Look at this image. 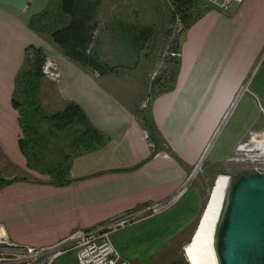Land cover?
I'll use <instances>...</instances> for the list:
<instances>
[{
  "label": "crops",
  "instance_id": "1",
  "mask_svg": "<svg viewBox=\"0 0 264 264\" xmlns=\"http://www.w3.org/2000/svg\"><path fill=\"white\" fill-rule=\"evenodd\" d=\"M54 5V0H0V158L26 167L12 98L16 75L27 69L26 52L31 47L40 48L45 59L58 65V82L47 79L59 105L54 111L76 103L101 134V141L90 149L79 147L66 159L62 183L34 171V178L22 177L0 187V222L12 241L32 246L56 243L75 230L91 228L121 211L169 198L180 190L254 65L247 53H257L264 45V0H242L228 12L210 10L190 23L179 42L180 64L173 88L155 96L148 106L157 137L170 146L169 152L156 149L144 137L136 121L132 89L113 88L114 73L97 74L76 64L49 31L30 26L44 11L48 12L44 21L52 22ZM249 64L253 65L245 72ZM257 97L264 103L263 96ZM222 149L227 151L225 146L215 150L212 163L224 160L225 154H218ZM143 224L112 236L116 251L132 264L146 263L145 252L151 250L148 237L141 241ZM178 231L179 227L166 228V240ZM156 246L153 242L154 251ZM180 263L178 256L170 264ZM51 264L77 261L68 252Z\"/></svg>",
  "mask_w": 264,
  "mask_h": 264
},
{
  "label": "rangeland",
  "instance_id": "2",
  "mask_svg": "<svg viewBox=\"0 0 264 264\" xmlns=\"http://www.w3.org/2000/svg\"><path fill=\"white\" fill-rule=\"evenodd\" d=\"M54 4L51 8L53 23L50 20L44 23L52 24L53 28H59L68 22V18L61 15L58 0H54ZM235 4L237 3L225 9L205 0H191L190 5H181V7L175 0H102L96 9L95 28L86 53L92 54L95 50L99 61L110 67L108 71L110 70L111 74L116 75L112 80V87L120 86L124 88L123 90L132 89L136 93V110L147 111L149 108L141 106L142 97L149 94L148 97L151 99L167 82L168 72L173 67L171 57L174 55V49L179 45L187 24L210 10L228 12ZM177 6L180 7L179 11ZM137 47H141L139 51ZM247 56H252L254 65L252 64L253 67L243 86L240 87L241 91L235 96L234 101L232 100L230 105V108L233 106L232 109L228 108L225 111L222 120L214 128L213 138L206 146V152L204 150L200 161L193 166V169L196 165L198 168L196 173L192 172L194 175L186 183L187 187L183 194L165 211L139 222L144 223L142 225L144 228L139 232L142 237L141 241L148 237V248L151 249L145 252V256L149 255V257L146 259L147 262L142 264H170L172 260L177 261L178 256L181 257L180 264H188L182 248L191 235L205 195L215 175L219 172L228 174L231 181L242 172L264 169V103L257 97L261 95L264 98V89H261L264 87V45L257 53L252 55L247 53ZM33 61L31 57L30 67L34 65ZM43 63L41 65L42 74ZM250 65L245 72L249 71L252 66ZM95 72L101 74L98 70ZM47 79L58 82V80L49 79L45 74L42 75L36 92L42 114L53 112L59 107L56 102L55 89ZM21 90L20 94L15 97L23 104L17 110L18 117L19 112L24 115L28 111L24 103L22 86ZM136 121L142 128L144 137L152 146H155L139 116L136 117ZM80 126L74 122L58 131L55 138L46 135L49 143H46L44 148L35 150L38 143L28 148L26 152L29 157L25 155L26 167L16 166L10 160L0 158V171L7 178H34V171L45 170L47 167L39 165L40 162H43L42 164L58 163L62 161L64 153L74 152L70 142L82 132L83 128L81 129ZM38 132L42 133L44 130L38 128ZM240 135L243 136L242 140L235 142ZM157 140L160 141V138L157 137ZM159 146H163L169 152L172 151L170 146L162 140ZM222 146H225L227 151L222 149L218 154H225L224 160L219 164L212 163L211 157L216 154L215 150L217 151ZM34 152L36 156L33 155ZM37 166L38 169H36ZM178 227L177 234L170 240H166L165 229L174 230ZM134 235L137 236L138 232ZM153 242L157 245L156 248L158 247L155 251L152 248ZM173 242L177 243L172 246ZM42 258L38 262H41Z\"/></svg>",
  "mask_w": 264,
  "mask_h": 264
},
{
  "label": "trees",
  "instance_id": "3",
  "mask_svg": "<svg viewBox=\"0 0 264 264\" xmlns=\"http://www.w3.org/2000/svg\"><path fill=\"white\" fill-rule=\"evenodd\" d=\"M101 1L102 0H60L59 7L61 15H65L68 18V22L64 26L53 28L52 24H45L44 19L48 14L47 11L42 12L40 16L35 18V20L32 19L30 26L37 31H49L53 41L62 49L65 56L69 59L73 60L79 65L88 66L92 70H98L101 74H104L110 67H108L105 63L99 61L98 55L96 54L95 50L92 54L86 53L88 46L91 44L92 33L94 32L95 28L94 16L96 13V9ZM175 1L179 4L180 7L181 5H190L191 3V0ZM179 6H177L178 11L180 9ZM200 16H198L194 20H191L187 24L185 30L188 28L191 22L195 21ZM140 48L141 47H137V51H139ZM176 49H174V55L171 57L173 58V67L172 70L168 72V80L167 82H165L160 91H157L155 93L157 95L158 93L161 94L170 91L174 86L180 64L179 45L178 47H176ZM31 57H33L34 65L30 67L29 65L31 62ZM44 60V54L40 48H29V51L26 52L27 69L20 70L15 78L12 106L16 110L20 109L23 106V104L15 99L16 95L20 94L19 92L22 91V86L25 97L24 103L25 105H27L28 109V111L24 115L19 112L20 116L18 117V123L22 131V137L18 140L21 152L24 154V156L26 155L29 157V154H27L26 152V150L28 151V148L36 146L37 143L38 146L37 148L35 147V150L38 148H44L45 144L49 143V139L48 137H46V135L55 138L58 131L67 127L68 125H72V123L74 122L81 125L80 127L81 129L83 128V130L70 142L73 151L75 152L76 149H79V147L84 150L93 148L101 141V134L92 126V124L83 113L82 109L76 103L69 102L61 110L42 114L40 105L38 104L36 92L40 86V79L43 75L41 73V65ZM157 95H154L150 99L149 104L151 103V100ZM147 96L150 95L147 94ZM143 98L144 97H142V99ZM147 111L137 110L136 116H139L143 124H145L144 127L148 130L151 139L155 143L157 149V147L159 146L157 143H160V141L157 140L158 133L156 128L154 127V124L152 123L149 111ZM30 114L32 115L30 116ZM33 124L35 125L33 126ZM38 128H42L44 132H38ZM159 148L164 149L163 146H159ZM71 154L64 153L62 161L58 163L53 164L51 162H46L42 164L43 162H40L39 165H45L48 168L46 167L45 170L38 171H42L43 173L49 175L50 178L54 179V182L62 183V178L65 177L66 174V159L69 158ZM33 155L36 156V152H34ZM36 169H38V166L36 167ZM249 172L251 171L242 172V174L238 175L235 178H238L239 176L247 174ZM18 179L20 178H7L0 171V187ZM206 197L207 194L205 195V199ZM203 204L201 206V209L203 207Z\"/></svg>",
  "mask_w": 264,
  "mask_h": 264
},
{
  "label": "built area",
  "instance_id": "4",
  "mask_svg": "<svg viewBox=\"0 0 264 264\" xmlns=\"http://www.w3.org/2000/svg\"><path fill=\"white\" fill-rule=\"evenodd\" d=\"M205 1L226 9L229 5L242 0ZM42 71L51 80L59 79L58 67L53 60L45 59ZM149 101L150 97L145 95L141 106L148 107ZM164 146L166 147V145ZM197 168L198 165L192 172L194 173ZM254 171L264 172V169ZM192 172L187 182L192 179L194 175ZM186 187L185 184L169 198L121 211L91 228L75 230L66 238L50 245L32 246L14 242L9 238L4 225L0 222V264H51L57 256L68 252L75 254L77 264H132L131 260L116 251L112 236L165 211L176 203ZM41 258V262H38Z\"/></svg>",
  "mask_w": 264,
  "mask_h": 264
},
{
  "label": "water",
  "instance_id": "5",
  "mask_svg": "<svg viewBox=\"0 0 264 264\" xmlns=\"http://www.w3.org/2000/svg\"><path fill=\"white\" fill-rule=\"evenodd\" d=\"M218 175L185 244L198 229ZM214 250L218 264H264V172L251 171L230 181L215 228Z\"/></svg>",
  "mask_w": 264,
  "mask_h": 264
},
{
  "label": "bare ground",
  "instance_id": "6",
  "mask_svg": "<svg viewBox=\"0 0 264 264\" xmlns=\"http://www.w3.org/2000/svg\"><path fill=\"white\" fill-rule=\"evenodd\" d=\"M229 183L230 177L225 173H219L214 180L198 229L191 242L182 248L188 264H218L214 250V235Z\"/></svg>",
  "mask_w": 264,
  "mask_h": 264
},
{
  "label": "clouds",
  "instance_id": "7",
  "mask_svg": "<svg viewBox=\"0 0 264 264\" xmlns=\"http://www.w3.org/2000/svg\"><path fill=\"white\" fill-rule=\"evenodd\" d=\"M201 211V210H200Z\"/></svg>",
  "mask_w": 264,
  "mask_h": 264
}]
</instances>
